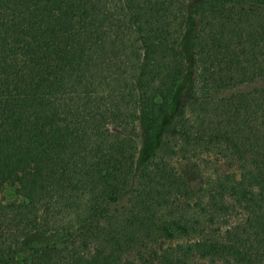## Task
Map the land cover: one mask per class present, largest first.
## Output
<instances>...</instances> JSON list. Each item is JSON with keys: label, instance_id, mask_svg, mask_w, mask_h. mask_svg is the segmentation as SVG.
<instances>
[{"label": "trees", "instance_id": "trees-1", "mask_svg": "<svg viewBox=\"0 0 264 264\" xmlns=\"http://www.w3.org/2000/svg\"><path fill=\"white\" fill-rule=\"evenodd\" d=\"M0 264H264V0H0Z\"/></svg>", "mask_w": 264, "mask_h": 264}]
</instances>
